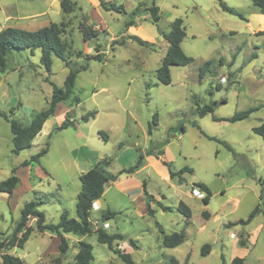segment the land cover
Listing matches in <instances>:
<instances>
[{
  "label": "rangeland",
  "instance_id": "374dc122",
  "mask_svg": "<svg viewBox=\"0 0 264 264\" xmlns=\"http://www.w3.org/2000/svg\"><path fill=\"white\" fill-rule=\"evenodd\" d=\"M72 1L76 5L71 15L65 16L61 9L50 15L52 23L67 24L62 38L69 46L68 66H86L75 79L72 97L57 106L32 146L18 154L12 152L9 123L0 117V182L13 169L19 179L11 196L0 192V240L12 234L29 201L44 202L37 210L44 214L46 224H56L63 211L77 219V172L109 158L108 173L119 180L126 178L125 186L144 181L148 195L170 208L162 211L144 195L131 200L138 193L134 187L124 192L112 183L106 185L105 203L99 201L100 211L92 210L90 215L93 231L100 228L107 204L117 214L107 220L109 227L104 230L123 236L115 244L135 264H170L172 258L177 264H229L235 257L242 258L243 264H264V141L252 132L264 122L263 15L250 0H101L107 7H120L118 11L96 7L93 0ZM219 2L243 19L223 11ZM152 5L159 9L158 23L145 10ZM175 19H181L185 27L181 48L192 62L170 66L171 83L163 85L156 77L168 46L161 33H168ZM129 22L133 25L128 26ZM80 23L92 25L97 36L84 42ZM96 51L100 61L85 59ZM39 58L40 50L32 54L11 51L0 72V110L7 114L12 110V117L24 125L46 108L50 83L61 87L69 72L59 58L52 57L47 73ZM206 62L209 68L200 74ZM204 106L212 107L213 113L200 117L198 111ZM250 108L258 110L243 121L212 119ZM89 112H96L94 118L82 121ZM154 115L157 125H153ZM66 118L74 125L55 131ZM198 128L217 141L205 138ZM47 142L48 152L39 164L21 166ZM157 151L162 159L152 165ZM142 154V163L147 165L143 171L133 177L119 174L135 165ZM78 159L85 161L78 164ZM183 168L191 172L184 173L181 182L169 177V170ZM198 183L211 193L208 205L202 203L203 193L191 195ZM179 201L190 209L188 225L176 210ZM147 205L153 216L147 214ZM256 206L261 212L248 225H233L245 220ZM202 212H207L206 220ZM28 225L33 231L24 246L9 253L23 264H51L59 256L56 235L39 233L34 220ZM160 229L166 235L183 231L185 241L176 248H164ZM79 238L67 234L69 250L61 264H74ZM83 239L92 246L90 264H124L107 245L97 242L95 233ZM129 240L137 249L129 246ZM205 244L211 251L202 256Z\"/></svg>",
  "mask_w": 264,
  "mask_h": 264
},
{
  "label": "trees",
  "instance_id": "16d2710c",
  "mask_svg": "<svg viewBox=\"0 0 264 264\" xmlns=\"http://www.w3.org/2000/svg\"><path fill=\"white\" fill-rule=\"evenodd\" d=\"M60 4V9L64 15H70L74 11L75 3L72 0H58ZM251 3L259 10V12L264 16V0H250ZM100 5L106 10H116L118 11L120 7L106 6V3L100 0ZM220 8L234 16L243 19L242 15L238 13L235 9L226 6L224 3L219 2ZM139 10V9H137ZM149 12L151 20L153 23H158L159 21V9L152 5L150 8L145 9ZM128 26H132L133 22H129ZM67 24L61 22L60 24L51 23L48 26L42 27L36 31H26L18 28L6 27L0 30V72H4L6 67L7 55L11 51H28L32 54L35 50H40L39 63L44 68L45 72H51L52 57L59 58L67 68L69 72L64 79L63 85L57 87L50 83L52 86V92L47 100L46 108L37 111L33 114L32 119L29 124H22L12 117L13 111L10 110L7 114L0 110V117L6 120L10 126V132L12 135V144L14 154L28 149L32 146L33 139L41 132L43 124L54 115L58 104L64 103L70 99L73 95L74 82L79 72L86 70V66H80L79 68H71L66 61V55L69 50L68 44L63 40L62 36L65 33ZM79 29L82 33V39L84 42L92 37L97 36V32L92 30L91 26L84 25L80 23ZM163 39L167 42V50L164 57L161 60L160 66L156 70V77L158 81L163 85H169L171 83L170 66H186L192 62V58L185 55L181 48V42L186 37L185 27L181 19H175L170 26V31L168 33H161ZM117 43V42H116ZM115 43V44H116ZM123 44V43H121ZM96 55L86 56L85 59L100 61L101 58L96 51ZM76 55L80 58L82 57V52L79 51ZM254 57V56H253ZM210 63L206 62L200 68V74H203L208 70ZM47 81V80H46ZM48 82V81H47ZM73 102L77 105L79 104V99L75 96L73 97ZM222 103H225L223 100ZM258 108H250L245 111L235 112L231 117L228 118H215L212 117L214 121H228L231 123L243 121L247 119L254 111ZM200 117H204L207 114H212L213 109L210 106H204L198 111ZM96 112H89L81 117V120L87 122L90 118H94ZM74 125L73 121L66 118L60 125H58L54 130L61 131L70 126ZM153 125L156 124V115L153 116ZM199 129V128H198ZM183 130V128L181 129ZM200 130V129H199ZM252 132L259 136L264 141V122L260 125L254 127ZM148 133H151V127L148 126ZM200 133L208 140L217 141L215 138L210 137L200 130ZM51 134L49 135L50 139ZM103 139L106 141L107 136L102 134ZM226 148H230L227 143H223ZM49 149V143L47 142L45 147L42 148L37 154L30 157L29 160L22 162V167L32 166L39 164L40 158L47 154ZM111 160L109 158H104L98 161L93 168L88 170L79 176V181L81 183V189L76 198L75 211L77 219L69 218L68 213L63 211L59 220L56 224H46L44 214L37 210L38 205L43 204V201H29L24 204L20 219L14 227L12 234L0 240V261L1 264H23V261L14 255L9 253L10 250L14 248H22L25 242L30 237L33 229L28 223L31 220L35 222V228L39 233L50 232L55 234L59 238L58 252L59 256L51 261V264H61L62 256H64L69 245L67 240L64 238L63 234H73L79 237H86L92 233L96 234V240L100 244H105L107 247L119 256L124 264H135L131 256L121 251L117 248L115 242L123 239V236L117 233L109 234L103 228H98L93 231L92 224L90 222V215L92 212V204L98 201L104 191L106 185L116 181L117 176L110 174L106 171V168L110 165ZM142 162V156L139 155L135 165L124 169L119 172V174H132L136 171ZM165 165V163H164ZM186 172H191L189 168H183L179 171H168L169 177L171 179L177 178L179 182L182 181V175ZM19 183V179L15 176V169L12 171V175L0 182V192L6 193L11 196L13 191L16 189ZM197 187L203 196L201 198L204 205H208L211 193L209 189L201 183L194 184L193 188ZM143 194L146 200L154 201L151 195L145 190V185H143ZM157 206L162 211H170L169 207H165L161 202H155ZM176 210L185 219V225L189 224V219L191 217L190 209L183 203L179 202ZM147 214L153 216L154 211L147 205ZM261 212L259 206H256L245 220H238L233 225L241 224L248 225L255 216ZM116 213H112L109 210L102 212L101 223H105L107 220L112 219ZM202 217L207 219V212H202ZM162 233V247L172 249L181 245L185 241V235L183 231L173 232L170 235ZM129 246L137 249L133 240L128 241ZM244 246L243 243L240 244ZM116 246V247H115ZM78 251L74 255V264H90L93 260L92 246L81 240L77 244ZM211 246L205 244L201 247L200 253L202 256L209 254ZM170 264H177V261L172 258ZM229 264H243V259L239 257L233 258Z\"/></svg>",
  "mask_w": 264,
  "mask_h": 264
},
{
  "label": "crops",
  "instance_id": "0c3cea01",
  "mask_svg": "<svg viewBox=\"0 0 264 264\" xmlns=\"http://www.w3.org/2000/svg\"><path fill=\"white\" fill-rule=\"evenodd\" d=\"M92 3L96 7H98V6L102 7L100 5V0H93ZM57 9H60V4H59L58 0H0V12H1V16H2V21L0 23V30L4 29L6 27H12V28H18V29H22V30H26V31H36V30H38L42 27L48 26L52 23L50 15L53 12V10H55V13L57 15V13H58ZM67 16H69V15H67ZM89 26L93 27L92 25H89ZM34 139H33V141H34ZM33 141H32V143H33ZM156 154L158 155V157H155L156 160H154L151 163L152 165H156L162 159L161 156H163V155L160 156L158 151ZM141 156L143 158V154ZM84 161L85 160L81 161L80 159H78V160H76V163L79 164V163H83ZM142 162H141L140 167L136 171H134L132 174H130L132 177L137 172L143 171L145 169V167L147 165H144ZM32 166H34V165H32ZM93 167H91V168H93ZM88 170H90V167L88 169H84L83 171L82 170L78 171L77 172L78 179H79L80 175L87 172ZM130 180H133V179L131 178ZM127 182L128 181L126 178L123 180L116 179V181L112 182V184L115 185L116 187L120 188L119 190L124 191V192H128L130 187L136 188V192H138V193L134 197H131V200H133L135 197H137V199H140L139 198L140 196L143 197V195H144L143 194V185H145L144 181H142V180H139V182L134 181V182H136L135 184H133V185L127 184V186H125L126 185L125 183H127ZM80 189H81V183H80ZM103 196H104V193H103L102 197L97 201L98 205H99V201L102 202V204L105 203V201L103 200ZM152 197H153L154 201H151V202H159L154 196H152ZM181 202H183V201H181ZM106 210H109L112 213H116V212L111 211L107 204H106V208L104 209V211H106ZM104 211H102V212H104ZM105 223H108V222L106 221ZM101 224H100V227H101ZM63 236L65 239L67 238V234H63ZM83 238H85V237H80L76 243L78 244L79 241L84 240ZM57 240H58V244H59V238L58 237H57ZM114 245H115V243H114ZM77 251H78V248H77ZM124 252H126V251L124 250Z\"/></svg>",
  "mask_w": 264,
  "mask_h": 264
},
{
  "label": "built area",
  "instance_id": "2783aa9c",
  "mask_svg": "<svg viewBox=\"0 0 264 264\" xmlns=\"http://www.w3.org/2000/svg\"><path fill=\"white\" fill-rule=\"evenodd\" d=\"M201 194L202 193L199 191V189L194 188L191 190V195L194 197H199V196H201ZM92 210L93 211H99L100 210V206L98 205L97 201L92 204ZM95 224H97V223H95ZM108 227H109L108 223H102L101 224V228H103V229H106ZM231 237H233V235H231Z\"/></svg>",
  "mask_w": 264,
  "mask_h": 264
}]
</instances>
